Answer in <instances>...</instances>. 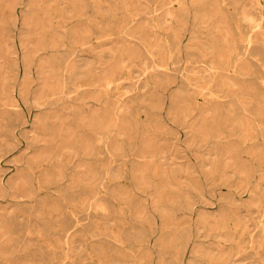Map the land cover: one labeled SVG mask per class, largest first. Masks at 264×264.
<instances>
[{
	"label": "rangeland",
	"instance_id": "rangeland-1",
	"mask_svg": "<svg viewBox=\"0 0 264 264\" xmlns=\"http://www.w3.org/2000/svg\"><path fill=\"white\" fill-rule=\"evenodd\" d=\"M0 264H264V0H0Z\"/></svg>",
	"mask_w": 264,
	"mask_h": 264
}]
</instances>
